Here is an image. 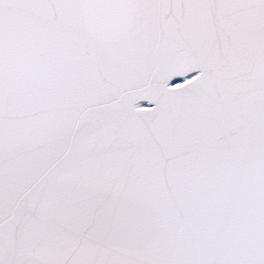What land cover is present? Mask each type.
<instances>
[{"label":"snow or ice","instance_id":"6c2138e0","mask_svg":"<svg viewBox=\"0 0 264 264\" xmlns=\"http://www.w3.org/2000/svg\"><path fill=\"white\" fill-rule=\"evenodd\" d=\"M0 264H264V0H0Z\"/></svg>","mask_w":264,"mask_h":264}]
</instances>
